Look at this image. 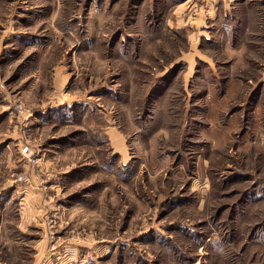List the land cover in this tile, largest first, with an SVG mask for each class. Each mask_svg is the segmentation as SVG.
I'll return each instance as SVG.
<instances>
[{
	"label": "rangeland",
	"instance_id": "rangeland-1",
	"mask_svg": "<svg viewBox=\"0 0 264 264\" xmlns=\"http://www.w3.org/2000/svg\"><path fill=\"white\" fill-rule=\"evenodd\" d=\"M0 264H264V0H0Z\"/></svg>",
	"mask_w": 264,
	"mask_h": 264
},
{
	"label": "built area",
	"instance_id": "built-area-1",
	"mask_svg": "<svg viewBox=\"0 0 264 264\" xmlns=\"http://www.w3.org/2000/svg\"><path fill=\"white\" fill-rule=\"evenodd\" d=\"M22 155L26 158H30L31 155H32V151L29 150L28 147H24L23 150H22Z\"/></svg>",
	"mask_w": 264,
	"mask_h": 264
}]
</instances>
